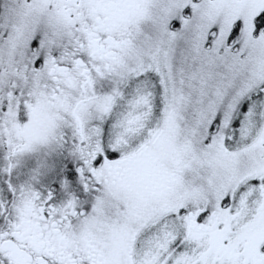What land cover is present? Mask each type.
<instances>
[{
	"label": "snow or ice",
	"instance_id": "1",
	"mask_svg": "<svg viewBox=\"0 0 264 264\" xmlns=\"http://www.w3.org/2000/svg\"><path fill=\"white\" fill-rule=\"evenodd\" d=\"M0 264H264V0H0Z\"/></svg>",
	"mask_w": 264,
	"mask_h": 264
}]
</instances>
